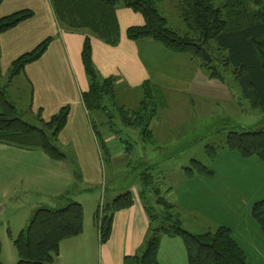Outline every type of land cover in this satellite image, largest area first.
Here are the masks:
<instances>
[{
  "label": "crops",
  "instance_id": "obj_1",
  "mask_svg": "<svg viewBox=\"0 0 264 264\" xmlns=\"http://www.w3.org/2000/svg\"><path fill=\"white\" fill-rule=\"evenodd\" d=\"M24 9L32 10L34 16L0 34V75L2 78L7 75L4 83L2 79L0 81V90L4 91L9 99L8 93L12 92L15 95L16 91L21 93L29 89L25 105L27 110L24 113L31 115L29 118L34 121L38 116L48 121L61 108L69 107L67 123L57 138V145L66 158L57 161L51 159L41 149H24L0 142V161L9 177L14 171L21 172L19 165L25 163L26 169H31L32 172V175H28V178H31L29 180L35 183L37 189L40 188L39 196L44 201L40 202L41 199H37L39 201L32 203L30 207L32 214L27 217L26 225L38 208L59 205L60 197L63 195L69 194L73 200L82 204L83 232L61 243L59 255L53 264H135L131 257L142 254L153 226L149 203L152 200L150 194H153L155 186L145 187L141 183L145 175L150 176L151 182L155 178L180 176L177 186L173 187L175 189L172 190L171 185L164 188L171 189L168 191V194L171 192L173 194L170 204L178 211L181 210L180 215L177 213L175 215L180 218L184 230L203 234L219 226H228L232 230L233 239L245 252L248 263L264 264V232L251 214L255 202L264 199V162L255 156L245 158L238 151L230 150L225 145L229 134L227 130L222 132L219 137L221 144L217 145L208 140L202 141L203 130L199 137L193 140L188 139L189 136L184 133V130L190 128H204L205 131L211 115L220 113L222 107L234 111V108L240 105L237 91L226 80L212 77L198 58L193 59L187 55L167 51L162 44L151 39L136 42L130 40L127 28L144 25L145 19L140 13L119 3L116 10L120 30L118 43L109 44L94 35H89L92 59L98 73L102 78L113 77L115 81L114 104L110 101L108 107L114 112V118L116 114L123 119V116L129 117L132 113H138L144 101L146 82L151 83L154 94L164 95L166 104L159 110L157 117L151 120L148 128L135 123L133 127L123 121L127 129L125 141L118 132H115L116 127L111 128L115 125L114 118L111 125L109 117L101 112V123L105 116L108 117L105 119L108 121L104 123L108 128L102 135L108 150L106 156L117 165V169L119 165L116 159L122 157L128 167L125 175L131 178L130 187L118 188L113 182L109 192L103 173L104 151L82 98V94L89 88V79L82 59L84 39L89 33L61 27L51 0H2L0 18ZM48 37L53 39L43 55L26 65L19 75L9 80V69L13 61ZM15 98H18L17 95ZM118 109H122L124 113H120ZM192 116L196 117L199 123L189 127L188 118ZM242 126L238 124L236 127ZM131 129H135V134L130 131ZM117 141L121 145H116ZM124 142L131 146L125 147ZM197 142H200L194 148L197 151L182 149L180 154L174 156L172 154L171 157H179L182 162L172 168L162 169L161 164L165 160L159 161L158 153L163 152L164 145L176 147L181 143L191 145ZM208 146L218 147L214 158H209L212 166L203 159L207 155ZM136 148L138 164L132 166L131 159L127 161L126 156ZM198 153L203 157H199ZM165 156L167 153L164 156L160 155V158ZM192 160L203 162L214 170V174L210 177L188 176L184 169L191 165ZM66 161H75L77 168L78 166L80 168L79 173L74 172L73 167L66 164ZM34 166L37 170L42 166L43 174L33 173ZM220 173L228 178L222 180ZM76 176L85 184V188L72 194L69 190L76 183ZM99 185L103 187L102 194L107 200L104 204L110 203L125 190L129 191L133 198L130 207L115 213L111 235L105 243L100 242L99 229L95 221L100 206L96 209L95 203L91 207L89 204L92 202L90 198L92 196L82 193L86 188L89 190ZM143 191L146 199L142 195ZM243 191L247 193L246 200L243 198ZM2 194L6 196L8 191L3 189ZM50 199L53 201L52 204L56 205L47 204V200ZM158 199L159 197L156 200ZM183 221L188 226L195 223L199 226L208 224L203 228H209V231L194 232L192 228H184ZM159 242L157 254L160 263L189 264L181 236L162 235ZM1 259L5 264L2 253Z\"/></svg>",
  "mask_w": 264,
  "mask_h": 264
},
{
  "label": "trees",
  "instance_id": "obj_2",
  "mask_svg": "<svg viewBox=\"0 0 264 264\" xmlns=\"http://www.w3.org/2000/svg\"><path fill=\"white\" fill-rule=\"evenodd\" d=\"M156 1L51 0L61 27L89 33L84 39L82 50L89 88L82 94V98L90 115L92 111L103 112L109 117V124L115 116L108 107V102L114 104L115 81L113 77L102 78L98 73L92 59L89 35L109 44L118 43L120 30L116 10L119 3L140 13L145 19L144 25L127 28L130 40L136 42L151 39L162 44L170 52L198 58L212 77L225 80L221 70L230 71L240 87L242 97L246 98L253 108L264 110V0H222L221 6L217 8L214 0H182L179 5L180 16L188 28L183 35L167 26V19L160 14ZM33 16L32 10L24 9L0 18V34ZM52 39L48 37L34 49L14 60L9 69V80L19 75L26 65L38 60ZM195 42L204 43L214 58L212 63L203 61L201 52L194 45ZM144 88L145 97L138 113H132L131 117L123 116V121L129 123L126 118L135 116V124L148 128L151 120L157 116L158 101L150 82H146ZM118 111L124 113L122 109ZM68 115L69 107L65 106L50 120L45 121L38 116V124H31L22 118L5 92L0 90V142L24 149L38 148L53 160H64L66 155L57 145V138L67 123ZM93 128L104 153H108L104 138L95 125ZM239 129L228 131L225 145L245 158L256 156L264 162V127ZM217 148L208 147L209 158H214ZM184 170L188 176L210 177L214 174L213 169L198 160H192L191 165ZM141 183L145 187L152 185L150 176H143ZM142 195L146 199L144 191ZM59 201L58 206L38 208L28 226L13 239L18 253L17 264H53L59 255L61 243L83 232L82 204L68 195L61 196ZM160 202H163L165 207H174L165 200ZM132 204V195L127 191L110 203L100 205L95 221L101 243L110 238L115 213ZM100 210L102 216L99 218ZM149 213L153 226L142 254L131 257L135 264H162L157 254L162 235L182 237L189 264H250L245 252L233 239L232 230L228 226L194 234L182 228L180 218L175 214L161 216V221L155 224L150 206ZM251 214L264 232V199L255 202ZM1 253L0 239V264H4Z\"/></svg>",
  "mask_w": 264,
  "mask_h": 264
},
{
  "label": "rangeland",
  "instance_id": "obj_3",
  "mask_svg": "<svg viewBox=\"0 0 264 264\" xmlns=\"http://www.w3.org/2000/svg\"><path fill=\"white\" fill-rule=\"evenodd\" d=\"M181 1L182 0H157L156 5L159 9L160 14L167 19V26L169 28H173L174 30L178 31L180 34L183 35L186 31H188V28H186V25L180 16L179 5H180ZM213 3L215 5V7L217 8V7L221 6L222 0H214ZM180 55H182V54H180ZM188 57H190V56H188ZM228 71H229V69H228ZM221 73L224 74L226 82L229 85H231L232 88H234L237 91V93L239 95L238 97H239L240 105H239V107H235L234 111H233V109L226 110L224 107H222V109H220V113L212 114L211 115L212 117L210 116L211 118L209 119L210 123L206 127L207 129L205 131H204V128H197V129H194V128L191 129L190 128V130H184L185 135H188L189 136L188 139H190V140L198 138L200 135V132L203 130L204 132L202 131L203 134L201 137H203L204 139H202V141L208 140V141H210V143L214 142L213 144L217 145L220 143L219 137L222 134V132L224 130L230 131L234 128L237 130H240L239 127H236L238 124H242L243 125L242 127L244 129H258V127H264V110L259 109V108H257V109L253 108L250 105L249 101L246 98L242 97L240 87H239L238 83L235 81V79H234L232 73H230V71L227 72V70L224 69V70H221ZM1 79L3 80L2 83H4V81L7 80V75L3 76V78L0 75V81H1ZM13 95L14 94L12 92L8 93L9 99H11L12 103L13 102L15 103L14 105L16 106L17 110L21 114L22 118L31 124H38V122H37L38 120L34 121L31 118H29V117H31V115H29L28 113L27 114L24 113V111L27 110L25 105H27L26 102L28 100L27 97L29 96V89H25V90L21 91V93H19V91L18 92L16 91L15 95H17V97H18L17 99L15 98V95L14 96ZM155 96H157V99H156L158 101L157 112H159V110L162 109V107L166 104V99H165L163 94H155ZM100 115H101V112L92 111L91 112V121H92L93 125L96 126L97 130L100 132V135L102 136V135H104V131L108 128V126L104 124L106 121L105 119H107V117L105 116V119H102L103 123H101L100 122L101 121ZM129 117H131V116H129ZM126 119L129 121V124L131 126L135 127L134 123L137 122V120H134V119H136L135 116H134V118H128L127 117ZM139 119H141V118H139ZM197 120L198 119L194 116L188 118V122H187L188 126L190 127L194 124L199 123V122H197ZM113 121H114L115 125L112 127H114V128L116 127L115 132H118L120 134L121 138L124 139V141H125L127 139L126 132H125L127 129L123 125L122 117L116 114V117L113 119ZM130 131L134 132V134H135V129H131ZM132 142H133V140L130 141V143H132ZM187 143H188V141H187ZM187 143H181V145H177L176 147L164 145V149L162 150L163 152L161 154L158 153L159 161H161L162 159L165 160V162H163V164H161L162 169H165L166 167L172 168L174 166H177L178 163L182 162L181 158H179V157H171L172 154H173L172 156L180 154L182 152V149H185L186 151L191 149L190 152L191 151H193V152L197 151V149H194V148H196L197 147L196 145H199L200 142L199 143L197 142V144H191V145L190 144L187 145ZM115 144L121 145V143L119 141H117ZM123 144L125 145V147L131 146L128 144V142H126V143L124 142ZM208 147L206 148V150H207L206 157H203L202 154H200V153H198V155L201 158L203 157L204 161H206V163H208L212 166L211 160L209 159V155H208ZM165 153H167V156H165L164 158H160V155L164 156ZM104 155H105V160H104V162H102L104 181L108 183L109 192H110V187H112L113 182L115 183V185L118 188L125 187V186L130 187L131 186V183H130L131 178H129L125 175V172H127V169H128V167L126 166L127 162H125V160L122 159V157L121 158L119 157L118 159H116V163L119 165V167H118L119 169H117V167H116L117 165L110 161L109 157L106 156V152L104 153ZM126 158H127V161L129 159H131V165L132 166L137 165L138 164L137 148L134 149L130 153V155L127 154ZM255 158L258 159V157H256V156H255ZM39 163H41V161H39ZM66 164H69L70 167H73L74 172L79 173L80 168H79V166L77 168V164L75 161H72V162L66 161ZM14 166L16 167V165H14ZM19 166H20L19 170H21V172L17 171L18 173L17 172L15 173V171H14V174H12V176L9 177L7 170L4 169L3 163L0 161V239L2 242V248H3L2 254H3L5 264H16V262L18 261V259H17L18 253H17V249L14 245L13 239L15 237H17V235L19 234V232L22 230L23 227L28 226V225H26V223L28 221L27 217H30V215L32 214V212L30 211L31 210L30 207L32 206V203L39 201L37 199H41L40 202L44 201V199H42V197L39 196V189L40 188L37 189V187L34 185L35 183H33L32 180H29L31 178H28V175H32V172H30L31 169L27 170L25 163H22V166L21 165H19ZM33 173L42 175L43 174L42 166H40V169H38V170L34 166ZM113 175H115L114 180H112ZM220 178L223 180V179L228 178V177L226 175L220 173ZM78 179L79 178L77 177L76 183L72 186L71 190H69L72 194L74 192H78L79 190L85 188V184H83L82 181L78 180ZM179 181H180V176H178V175H177V177H167L165 179H156L155 178L152 180L151 183L153 186H155L154 188L153 187L152 188L155 190L156 195H155L154 190H153V194L152 193L150 194L152 196V200H151V203H149V204H150V207H151L152 212H153L152 213V219L154 220L155 224H157L159 221H161V218H160L161 216L166 217L167 215H170V214L174 215L175 213L180 215L179 214V211L181 212L180 209L178 211L175 207H165L162 205L163 202H160V200H165L167 203L172 202L171 200H172L173 194H172V192L170 194H168V191H171V189L165 190L164 186L167 187L168 185H171L172 190H173V189H175L173 187L177 186V183ZM161 182H164L165 184H163ZM102 188L103 187L101 185H99L98 187L93 186L89 190H87L88 188H86L85 189L86 191L82 192L83 195L88 194L89 196H92V197H90L92 199V202L89 204L91 207L93 205H95V203H97L96 204V209H97L100 205H103L104 203L107 202V200L105 199V196L102 194ZM155 188H157V190ZM159 188H160V190H158ZM3 189H6L8 191V194L6 196H4L2 194ZM126 191L127 190H125L123 193H125ZM108 194L109 193H107V196H108ZM167 195H169V197ZM242 195H243V198L246 200L247 193L245 191H243ZM68 196L71 197V195H69V194H68ZM157 196L159 198L161 197L163 199L160 198V199L156 200L158 198ZM44 198H45V196H44ZM102 200H103V202H102ZM47 201H48V202H46L47 204L53 203V201H51V199L47 200ZM52 205H56V204H52ZM56 206H58V205H56ZM101 214H102V211L99 214V218H100V216H102ZM172 223H174V222H172ZM99 224H100V221H99ZM183 225H184V228H188V229L192 228V230H194V232H198V233H202L203 231H206L209 229V228L208 229L203 228V227H206L208 224H203V225L200 224V226H199L197 223H195V225L193 224L191 226H188V224L185 221H183ZM212 229H214V227H212ZM215 230H216V228H215ZM215 230H213V231H215ZM99 237H100V233H99Z\"/></svg>",
  "mask_w": 264,
  "mask_h": 264
},
{
  "label": "water",
  "instance_id": "obj_4",
  "mask_svg": "<svg viewBox=\"0 0 264 264\" xmlns=\"http://www.w3.org/2000/svg\"><path fill=\"white\" fill-rule=\"evenodd\" d=\"M194 45H196L198 50L201 52V57H202L203 61L207 64L212 63L213 57H212L211 53L204 46V43L203 42H201V43L195 42Z\"/></svg>",
  "mask_w": 264,
  "mask_h": 264
}]
</instances>
